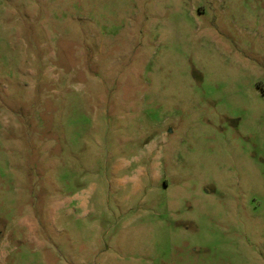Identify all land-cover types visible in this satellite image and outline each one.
Segmentation results:
<instances>
[{"label": "rangeland", "instance_id": "rangeland-1", "mask_svg": "<svg viewBox=\"0 0 264 264\" xmlns=\"http://www.w3.org/2000/svg\"><path fill=\"white\" fill-rule=\"evenodd\" d=\"M0 264H264V0H0Z\"/></svg>", "mask_w": 264, "mask_h": 264}]
</instances>
